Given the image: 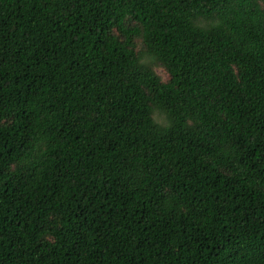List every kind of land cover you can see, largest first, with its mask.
Wrapping results in <instances>:
<instances>
[{"label": "trees", "instance_id": "obj_1", "mask_svg": "<svg viewBox=\"0 0 264 264\" xmlns=\"http://www.w3.org/2000/svg\"><path fill=\"white\" fill-rule=\"evenodd\" d=\"M0 264H264V0H0Z\"/></svg>", "mask_w": 264, "mask_h": 264}, {"label": "rangeland", "instance_id": "obj_2", "mask_svg": "<svg viewBox=\"0 0 264 264\" xmlns=\"http://www.w3.org/2000/svg\"><path fill=\"white\" fill-rule=\"evenodd\" d=\"M142 46L139 45V49H141ZM155 71L160 75V77L163 79V80H166L167 79V72L165 71V69L162 67V66H156L155 67Z\"/></svg>", "mask_w": 264, "mask_h": 264}]
</instances>
